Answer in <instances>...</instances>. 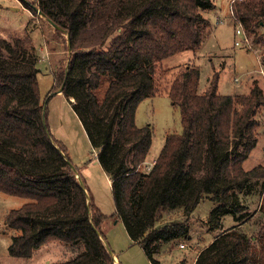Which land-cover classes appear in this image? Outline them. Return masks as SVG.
<instances>
[{"label": "trees", "instance_id": "16d2710c", "mask_svg": "<svg viewBox=\"0 0 264 264\" xmlns=\"http://www.w3.org/2000/svg\"><path fill=\"white\" fill-rule=\"evenodd\" d=\"M37 4L47 21L68 36L67 70L61 76L54 73L55 86H63L97 151L112 184L115 212L110 217L122 221L133 244L159 264L155 254L160 246L188 239L191 215L209 198L214 202L211 229L220 227L228 214L238 225L216 236L194 264H264V222L253 235L242 230L248 207L237 196L259 194L264 216V162L250 163L258 144L262 89L255 85L249 95L219 94L220 73L215 72L200 93L201 71L194 65L181 68L164 91L157 82L159 65L202 47L211 26L206 14L216 8L213 0ZM234 13L253 35L252 43L264 46V34L257 32L264 27V0H242ZM1 48L17 56L0 38V193L27 200L7 216L8 227L19 233L9 246L10 256L32 258L56 241L73 255L49 264H115L101 230L110 217L91 202L66 147L49 130L37 54L10 63ZM163 92L180 110L183 131L166 136L149 167L153 128L138 127L136 112L144 100ZM178 210L184 221L156 228L166 214Z\"/></svg>", "mask_w": 264, "mask_h": 264}, {"label": "rangeland", "instance_id": "374dc122", "mask_svg": "<svg viewBox=\"0 0 264 264\" xmlns=\"http://www.w3.org/2000/svg\"><path fill=\"white\" fill-rule=\"evenodd\" d=\"M231 0H213L216 8L206 14L210 20V28L202 47L196 51H186L174 55L159 65L157 82L164 91L171 81L186 65L199 67L201 71L200 93L205 92L210 78L215 72L220 73L218 92L222 95H249L251 89L258 85L264 93V62L263 45L252 43V48L238 47L235 41L241 37L236 35V21L233 19L230 7ZM35 7L37 0H0V38L6 39L16 51L17 56L9 55L1 48L6 61L14 62L21 58H29L35 52L39 58V84L42 103L47 109V122L53 136L67 149L68 155L78 173L85 180L91 202L105 215L112 216L115 205L112 195V184L103 171L96 150L93 148L88 133L79 116L63 93H57L61 87L55 86V75H63L67 70L69 47L66 33L59 32L39 15ZM17 9V10H15ZM246 30V29H245ZM264 34V27L257 28ZM32 58V56H31ZM258 141H263L260 147L251 154L250 163L264 162V151L258 149L264 146V105L257 108ZM136 125L153 128V143L148 155V161L156 159L164 145L165 138L170 134H181L183 131L180 110L172 105L169 96L162 93L144 100L137 108ZM260 152V156L258 155ZM254 155H258L255 158ZM82 180V179H81ZM238 199L246 204L248 210L243 214L241 229L249 235L256 233L264 222V216L259 212L262 197L252 194L244 197L237 194ZM27 200L0 193V264H49L68 260L73 253L61 242L52 241L37 251L32 258L10 256L9 246L13 237L19 233L7 225V216L11 210L22 207ZM214 202L205 198L200 202L190 217V236L160 246L155 258L159 264H194L200 251L208 246L216 236L225 229L238 225L233 215H224L221 226L211 229L209 225ZM252 215V216H251ZM183 211L166 214L156 223L161 228L172 222L184 221ZM118 222V223H117ZM106 244H110L114 255L120 264H153L145 255L143 249L133 244L121 220L110 217L107 229L103 232ZM184 244V247H181Z\"/></svg>", "mask_w": 264, "mask_h": 264}, {"label": "built area", "instance_id": "2783aa9c", "mask_svg": "<svg viewBox=\"0 0 264 264\" xmlns=\"http://www.w3.org/2000/svg\"><path fill=\"white\" fill-rule=\"evenodd\" d=\"M242 0H231L230 1V7H231V14L233 16V19L236 21L237 23V26H235V32H236V35L241 37L239 41H235V45L238 46V47H246V48H252V43L250 41V38L245 30V27L244 25L235 17V13H234V5L238 2H241ZM39 15L40 12L39 11H36ZM185 245L184 244H181V247H184Z\"/></svg>", "mask_w": 264, "mask_h": 264}, {"label": "crops", "instance_id": "0c3cea01", "mask_svg": "<svg viewBox=\"0 0 264 264\" xmlns=\"http://www.w3.org/2000/svg\"><path fill=\"white\" fill-rule=\"evenodd\" d=\"M260 142L263 143V141H261V140H260ZM260 142L258 141V144H257L256 148L260 147V144H261ZM256 148H255V149H256ZM258 150H259L260 152H263V151H264V146H263V144H262V147L259 148ZM260 152H259V154H258L259 156H260ZM96 154H97V152H96ZM252 154H253V153H252ZM258 155H254L255 158L259 159V158H258ZM155 160H156V159L152 160V162L150 163V162L148 161V159H147L145 165L151 167V166L154 164ZM256 164H257V162H256ZM258 164H260V162H259ZM102 169H103V168H102ZM103 171H104V170H103ZM108 178H109V177H108ZM81 179H82V181L85 183V180L82 178V175H81ZM109 180H110V178H109ZM110 182H111V180H110ZM85 184H86V183H85ZM107 221H108V220H106V221L103 223V225H102V228H101L102 232H104V230L107 229ZM117 223H118V222H117ZM107 245H108V247L111 249L110 244L108 243ZM111 251H112V254L114 255L113 250H111ZM114 259H115V264H120V262H119V260H118V257H117L116 255H114Z\"/></svg>", "mask_w": 264, "mask_h": 264}, {"label": "water", "instance_id": "95a60500", "mask_svg": "<svg viewBox=\"0 0 264 264\" xmlns=\"http://www.w3.org/2000/svg\"><path fill=\"white\" fill-rule=\"evenodd\" d=\"M15 10H17V9H15ZM35 10L36 11H39L40 12V10H39V8L38 7H35ZM40 14H41V12H40ZM42 15V14H41ZM43 16V15H42ZM55 28H57V26H55L54 24H52ZM62 91H63V86L61 87V89L59 90V91H57V93H62Z\"/></svg>", "mask_w": 264, "mask_h": 264}]
</instances>
